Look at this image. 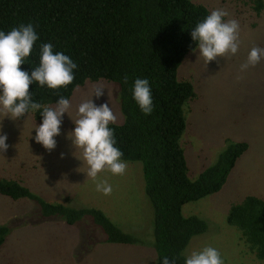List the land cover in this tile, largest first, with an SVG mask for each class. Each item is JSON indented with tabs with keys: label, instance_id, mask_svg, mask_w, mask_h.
<instances>
[{
	"label": "rangeland",
	"instance_id": "rangeland-1",
	"mask_svg": "<svg viewBox=\"0 0 264 264\" xmlns=\"http://www.w3.org/2000/svg\"><path fill=\"white\" fill-rule=\"evenodd\" d=\"M191 1L205 6L213 22L177 72L195 92L184 107L181 138L190 178L231 143L248 147L220 191L183 206L185 216L208 223L184 254L190 264H264L227 221L247 196L264 199V12L255 11L256 0ZM118 93L117 84L89 81L53 105L57 119L50 127L30 112L8 109L0 96V179L16 180L50 203L100 209L137 242H108L90 223L43 218L36 201L0 194V226L10 229L0 264H157L142 163L100 157L91 140L96 126L124 121Z\"/></svg>",
	"mask_w": 264,
	"mask_h": 264
},
{
	"label": "trees",
	"instance_id": "trees-1",
	"mask_svg": "<svg viewBox=\"0 0 264 264\" xmlns=\"http://www.w3.org/2000/svg\"><path fill=\"white\" fill-rule=\"evenodd\" d=\"M254 9L264 12V0ZM212 22L210 11L191 0H0V96L8 109L30 112L50 127L57 119L53 105L69 101L87 82L119 86L124 121L96 126L91 140L100 157L142 163L157 264H190L184 251L208 223L185 216L183 206L220 191L248 147L231 143L190 178L181 138L184 107L195 92L177 72ZM0 194L36 201L43 218L90 223L108 242H137L100 209L47 202L16 180L0 179ZM227 221L264 261V199L247 196L231 207ZM9 232L0 226V246Z\"/></svg>",
	"mask_w": 264,
	"mask_h": 264
}]
</instances>
